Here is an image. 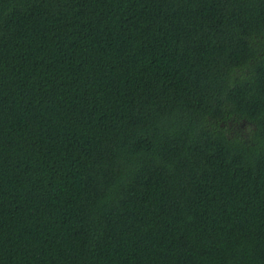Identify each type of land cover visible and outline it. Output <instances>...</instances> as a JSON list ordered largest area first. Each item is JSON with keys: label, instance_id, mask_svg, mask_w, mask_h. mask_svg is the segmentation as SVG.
<instances>
[{"label": "trees", "instance_id": "obj_1", "mask_svg": "<svg viewBox=\"0 0 264 264\" xmlns=\"http://www.w3.org/2000/svg\"><path fill=\"white\" fill-rule=\"evenodd\" d=\"M0 264H264V0H0Z\"/></svg>", "mask_w": 264, "mask_h": 264}, {"label": "rangeland", "instance_id": "obj_2", "mask_svg": "<svg viewBox=\"0 0 264 264\" xmlns=\"http://www.w3.org/2000/svg\"><path fill=\"white\" fill-rule=\"evenodd\" d=\"M234 134H240L243 137H248L249 135V126L248 125H240V123L234 124Z\"/></svg>", "mask_w": 264, "mask_h": 264}]
</instances>
